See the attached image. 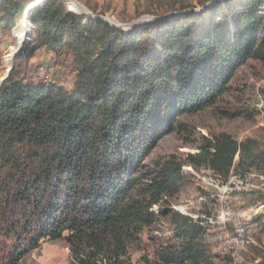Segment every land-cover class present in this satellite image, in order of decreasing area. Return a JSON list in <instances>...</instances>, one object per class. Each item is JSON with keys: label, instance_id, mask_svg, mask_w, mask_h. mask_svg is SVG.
<instances>
[{"label": "trees", "instance_id": "trees-1", "mask_svg": "<svg viewBox=\"0 0 264 264\" xmlns=\"http://www.w3.org/2000/svg\"><path fill=\"white\" fill-rule=\"evenodd\" d=\"M35 1L0 0V28L21 22ZM262 4L163 18L187 5L155 0L147 14L157 20L127 31L69 11L64 0L29 8L35 45L70 56L75 81L69 91L20 80L0 90V262L19 264L42 241L63 239L92 250L77 264H98L97 230L122 237L169 217L171 237L146 264H209L206 227L164 206L188 182L184 165L224 181L232 172L264 178V138L219 134L203 138L196 154L170 155L151 170L144 163L164 136L184 128L179 117L213 107L248 59L264 64ZM243 196L250 207L263 205L264 186ZM253 222L264 227V214Z\"/></svg>", "mask_w": 264, "mask_h": 264}, {"label": "rangeland", "instance_id": "rangeland-1", "mask_svg": "<svg viewBox=\"0 0 264 264\" xmlns=\"http://www.w3.org/2000/svg\"><path fill=\"white\" fill-rule=\"evenodd\" d=\"M75 1L91 13L93 11L90 8L95 7L94 15L113 19L120 25L155 19L147 14L150 1L154 3L155 0ZM182 1L187 7L174 14L195 12L200 15L206 8L218 4L222 9L225 5L235 7L239 2L245 3V0ZM202 1H204L203 6H201ZM260 10L264 16V4ZM169 14L172 13L165 16ZM207 18L208 15L205 16V19ZM225 21L230 24L231 29L229 16ZM20 25L17 21L10 28H0V85L3 87V79L10 75L6 83L12 80L34 83L42 81L71 90L75 81L71 57L65 53L56 55L39 48L34 43L33 35L31 41L24 46L22 53L16 58L11 71L6 70V56L17 45L14 35L19 31ZM178 123L184 128L176 127L174 132L167 134L158 142L144 163L148 169H152V162L170 155H177L183 159L187 154H196L203 138H212L219 134L229 135L238 142L264 138V64L248 59L237 69L228 85V90L213 107L194 115L181 116L178 118ZM184 167L187 169L184 173L189 175L188 182L164 208L198 221L206 227L204 238L211 254L209 264L260 262L264 255V227L258 222H253V218L264 214V204L258 207L248 206L249 200L244 198L243 193L262 189L264 178L256 174H247L244 178H240L232 172L228 180L224 181L213 175L211 171L193 170L188 165ZM157 211L156 207L155 212ZM223 215L230 220L225 225L222 222ZM233 218H240L251 231L244 246L236 252L224 250V238L232 232ZM95 236L103 249L97 257L100 261L98 264H113L116 259L114 253L118 255L122 264L153 263L159 246L171 237L170 220L169 217H160L157 224L138 234L116 237L110 231L101 229L95 232ZM2 240L7 241L8 248L17 246L15 239L2 238ZM90 252L92 250L87 245L75 251L63 239L42 241L39 248L29 252L19 264H77L79 259L88 256ZM110 255L113 259L109 262L106 257Z\"/></svg>", "mask_w": 264, "mask_h": 264}, {"label": "bare ground", "instance_id": "bare-ground-1", "mask_svg": "<svg viewBox=\"0 0 264 264\" xmlns=\"http://www.w3.org/2000/svg\"><path fill=\"white\" fill-rule=\"evenodd\" d=\"M40 1L41 0H37L36 1L37 3H33L32 5H29V7L26 9L27 13H28L29 8H31L33 6H37ZM64 1L66 3L70 2L67 5H68V8L70 10H72L73 12H76V13H87L88 12L86 9H84L82 6H80L79 3H77L75 0H73V1L64 0ZM101 19L103 21H105L106 23H108L110 26L111 25H114V26L120 25L117 22H115L113 19H110V18L108 19V18L100 17V20ZM20 24L21 25L19 26V31L14 35L16 42H17L16 43L17 45H16L15 49H12L11 52L6 56V64H7L6 70L7 71H11V68L14 65L16 58L19 56V54L22 53L24 46L31 41V37H32V31L31 30L32 29H31L29 22L27 20H24V18H23L22 21L20 22ZM40 71H41V69H40ZM9 77H10V75H9ZM228 221H230L229 218H225L223 215L222 216L223 224L225 225ZM240 222L243 224V221L241 219H240ZM232 227H233L232 232L230 234H227L224 238V244H225L224 250H226V251L235 250V252H236V250H240L244 246L245 240L249 236L251 231L248 227L245 226V224H243V227H240V225H236V218L232 219ZM233 239H239V241L234 242Z\"/></svg>", "mask_w": 264, "mask_h": 264}, {"label": "water", "instance_id": "water-1", "mask_svg": "<svg viewBox=\"0 0 264 264\" xmlns=\"http://www.w3.org/2000/svg\"><path fill=\"white\" fill-rule=\"evenodd\" d=\"M69 1H73V0H69ZM68 3H70V2H67V4ZM80 5V4H79ZM80 6H82V5H80ZM83 7V6H82ZM84 8V7H83ZM85 9V8H84ZM88 11V10H87ZM83 15H86V16H88V17H93V18H95V19H100V16H96V15H94L93 13H91V12H87V13H82ZM177 14H174V13H172V14H169V15H167V16H165V17H163V18H173V17H175ZM23 18H24V20H27L28 21V18H27V11L25 10V13H24V16H23ZM154 20H157V19H152V20H150V21H145V20H140V21H137V22H134V23H132V24H129V25H118V26H114V25H111L112 27H115V28H118V29H122V30H125V31H127V30H130V29H134V28H137V27H139L142 23H149V22H151V21H154ZM29 22V21H28ZM8 79H9V76L7 75V76H5V79L2 81V84H5L7 81H8ZM2 89V85L0 86V90Z\"/></svg>", "mask_w": 264, "mask_h": 264}, {"label": "built area", "instance_id": "built-area-1", "mask_svg": "<svg viewBox=\"0 0 264 264\" xmlns=\"http://www.w3.org/2000/svg\"><path fill=\"white\" fill-rule=\"evenodd\" d=\"M41 79H43V78H41ZM236 225H240V227H243V224L240 222V218H236ZM233 240H234V242L239 241V239H233Z\"/></svg>", "mask_w": 264, "mask_h": 264}]
</instances>
